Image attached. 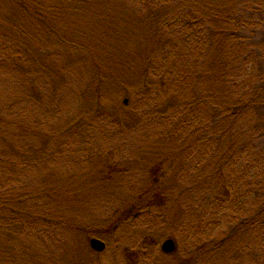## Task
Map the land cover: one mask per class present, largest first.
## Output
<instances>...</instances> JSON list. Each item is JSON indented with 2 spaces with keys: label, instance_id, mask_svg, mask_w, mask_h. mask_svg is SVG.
<instances>
[{
  "label": "rangeland",
  "instance_id": "374dc122",
  "mask_svg": "<svg viewBox=\"0 0 264 264\" xmlns=\"http://www.w3.org/2000/svg\"><path fill=\"white\" fill-rule=\"evenodd\" d=\"M39 1L50 12L55 5H62L71 17L64 27L65 39L79 38L88 49L77 51L67 43L61 45L55 39L33 34L37 40L31 43L40 52L47 72L38 66V74L23 76L21 71H10L14 75L11 78L5 74L7 71H0V117L13 124L3 132L4 138L3 134L0 135V197L10 206L14 216L10 226L0 227V264H28L34 257L35 264H129L128 257L139 247L145 248L146 255H138L137 260H132L134 264H203L205 260L196 258L197 252L193 247L197 243L200 248V243L207 239L189 236L184 227L186 218L179 210L180 206L184 210L183 206L192 198V207L197 204L196 194L188 191L192 177L190 167L180 162L179 154L174 165L168 160L171 167L163 176L167 194L173 200L180 198L179 205H172L173 201H170L160 206V202L153 201L145 210L133 209L128 219L121 220L114 229L112 226L102 228L106 219L120 209L122 200L138 196L144 188L149 173L145 167L147 163L163 152L161 157H170V149L180 151L179 143H160L169 122L161 118L158 111L170 94L153 82L147 87L142 79L136 80L129 63L122 58L124 54L126 59L129 58L148 43L156 47L157 38L150 37L146 28L132 19L114 21L112 23L116 25L112 29L97 22L105 16L111 22L108 17H114L116 13L124 14L123 17L140 16L145 12L147 0H106L98 12L96 7L91 8L93 0H88L91 1L90 6L80 15H72L71 9L66 7H73L76 3L84 6L87 0H59L66 7L58 0ZM181 5H184L183 0H172L167 7L172 13H178L184 10ZM14 7L0 0V13L6 20L0 19V23H8ZM19 23L26 33L32 25L26 18ZM45 28L44 33L52 32L51 26ZM117 36L123 37L125 42L119 45ZM21 43L26 44V41ZM174 45L175 54H180V42L176 41ZM80 55L85 61L74 63L73 60ZM253 55L260 58L262 51L255 55L254 50ZM135 57L142 61L140 54L135 53ZM180 59L184 62L177 61L178 66L188 61L185 57ZM245 61L247 63L244 62L240 71L243 79L254 71V63L248 64L250 58H245ZM90 62L104 68L106 80L118 78V81L100 85L101 75L98 78L92 76ZM120 67L130 69L133 84ZM53 70L58 72L56 76L63 78L54 79L56 92L53 84L51 86L52 81L47 80ZM262 74L264 77V71ZM124 115L127 117L123 118ZM129 115L134 118H128ZM124 119L126 123L120 122ZM258 158L263 159L264 152ZM103 161L113 164L107 171L109 180L104 182L99 175ZM257 184L261 189V183ZM61 198L65 201L60 205L56 199L61 202ZM165 207L170 209L165 210ZM40 208H46L43 214L47 219L40 222L41 225L33 219L26 223L20 215L25 211L41 213L43 210ZM252 210L246 202L245 214L238 217L242 219ZM219 221H222L221 216L212 221L206 237L219 239L223 236ZM68 222L85 225L87 230L72 224L69 226ZM91 230L95 235L90 237L87 234ZM94 237L105 242L104 251L96 252L90 247L89 241ZM168 238L177 243L172 254L161 250V244ZM262 239L260 243H263ZM243 240L237 261L254 260L255 254L251 253L254 246L247 245V236ZM209 248L213 250L212 246ZM239 248L238 244L230 250L228 264H233L234 250ZM262 249L260 244L257 250ZM204 254L205 258L209 255L212 262L219 259L217 254ZM216 264H221V261Z\"/></svg>",
  "mask_w": 264,
  "mask_h": 264
},
{
  "label": "trees",
  "instance_id": "16d2710c",
  "mask_svg": "<svg viewBox=\"0 0 264 264\" xmlns=\"http://www.w3.org/2000/svg\"><path fill=\"white\" fill-rule=\"evenodd\" d=\"M105 1L93 0L91 8L96 7L98 12ZM4 2L15 6V11L7 19L8 23H0V71H7L10 75L7 72L5 74L9 77L14 78L10 71H21L23 76L38 74L40 71L38 66H42L44 72H47L40 52L31 43L37 40L33 38V34L44 35L46 39H55L61 45L67 43L77 51L85 52L88 49L79 38L65 39L64 27L69 24L71 17L66 10H63L62 5H55L53 12H50L39 0H4ZM58 2L62 3L59 0ZM90 2L84 1V6L76 3L73 7L62 4L71 9L72 15H80L86 12L85 8L90 6ZM183 2L184 5L181 7L184 10H180V13H172L173 11L167 7L172 0H147L144 5L145 12L140 16L123 17L124 14L116 13L114 17H108L111 22L107 21V16L101 22L97 21L112 29L116 25L112 22L132 19L138 25L144 26L150 37L157 38L156 47L148 43L149 46L146 44L144 49L135 52L140 54L142 61L136 59L135 53L128 54L130 57L127 59L126 54L120 58L125 59V63H129L136 80L142 79V83L147 87L153 82L166 94H170L158 111L160 117L169 122L160 143L169 145L179 143L178 148H180L179 152L170 149V157L167 158L161 157L164 152L160 153L157 158L145 165L149 173L144 181V188L138 196L122 200L119 203L120 209L106 219L105 227L102 228L109 229L112 226L114 229L121 220L128 219L129 212L133 209L145 210L153 201L160 202L158 204L160 206L167 205L170 201H173L172 205H179L180 198L173 200L167 194L164 180L166 169H169L174 161L176 162L175 157L179 154L180 162L185 167H190L192 177L189 179L188 191L196 194L197 202L196 206L192 207V198L183 206L184 210L180 206L182 217L186 218L184 227L189 236L208 240V242L207 240L199 242L200 248L197 243H193L195 244L193 249L197 252L196 258L199 261L205 260L203 264H216L219 260L221 264H228L227 255L235 245L239 244L240 248L234 250L236 253L232 258L233 264H264L262 254L264 253V158H258L264 152L262 74L264 0H183ZM164 5L165 7H161ZM102 13L105 14L104 11ZM23 18L32 23L27 33L19 23ZM0 19L6 22L1 13ZM47 25L51 26L52 32L44 33ZM130 28L132 30L133 27ZM23 36L26 37L22 38ZM117 39L119 45L125 42L123 37L117 36L116 42ZM23 40L26 44L21 43ZM176 41L180 42L182 47L178 50L180 54H175ZM254 50L255 55L262 51V56L253 57ZM182 51L186 53L182 54ZM180 57H185L188 64L178 66L177 61L181 60ZM245 58H250L248 64L254 63V71L243 79L240 71L244 62L247 63ZM81 61H85L81 55L73 60L74 63H82ZM89 64L92 76L98 78L101 75L100 85L108 81H118V78L106 80L104 68L97 63ZM120 69L130 77L129 82L133 84L134 78L130 69L126 70L122 67ZM57 74L55 70L53 74H49L47 80L52 81L51 86L61 77L56 76ZM56 89L55 82L53 90L56 92ZM91 93L94 95L95 92L91 89ZM128 118L134 117L129 115ZM120 122L126 123V120ZM12 126L10 120L0 117V135ZM4 137L3 134L2 138ZM168 160L171 164L167 163ZM112 165L108 161H103L99 173L103 182L109 180L106 175L109 174L107 171ZM160 180L163 181L160 183ZM257 182L261 183V189ZM61 200L59 202L56 199V202L61 205L65 201L63 198ZM5 202L0 197V227L10 226L14 219L13 212L9 210L10 206ZM246 202L253 210L249 211L248 217L244 216L241 219L238 216L245 214ZM169 209L165 207V210ZM39 210L43 211L37 214H31L29 211L23 214L19 212L26 223H30L33 219L37 221L36 224L41 225L42 221H47L46 215L43 214L46 208ZM218 216L222 218L218 223L223 236L219 239H210L211 237H206V230ZM26 223L24 222L25 225ZM66 224L87 230L85 225L80 226L73 222ZM87 235L94 236L95 231L91 230ZM246 236L249 241L247 245L254 246L251 253L255 254V258L237 261ZM260 238H263V243L259 242ZM260 244L263 249L259 251L257 249ZM210 246L213 250H210ZM206 252L217 254L219 259L212 262L209 255L205 258ZM145 253V248H136L134 254L128 257L129 264H134L132 260H137L138 255ZM34 259L31 258L28 264H35Z\"/></svg>",
  "mask_w": 264,
  "mask_h": 264
},
{
  "label": "water",
  "instance_id": "95a60500",
  "mask_svg": "<svg viewBox=\"0 0 264 264\" xmlns=\"http://www.w3.org/2000/svg\"><path fill=\"white\" fill-rule=\"evenodd\" d=\"M125 103H127V100H125ZM89 244H90V247L96 252H102L106 249L105 242L95 237L90 239ZM176 245L177 244L173 239L168 238L164 240L163 243L161 244V250L165 254H172L176 250V247H177Z\"/></svg>",
  "mask_w": 264,
  "mask_h": 264
}]
</instances>
